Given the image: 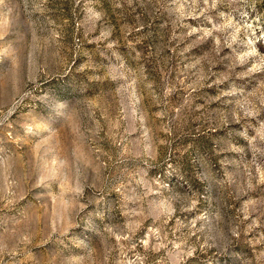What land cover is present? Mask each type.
I'll return each mask as SVG.
<instances>
[{
	"label": "rangeland",
	"instance_id": "rangeland-1",
	"mask_svg": "<svg viewBox=\"0 0 264 264\" xmlns=\"http://www.w3.org/2000/svg\"><path fill=\"white\" fill-rule=\"evenodd\" d=\"M0 264H264V0H0Z\"/></svg>",
	"mask_w": 264,
	"mask_h": 264
}]
</instances>
